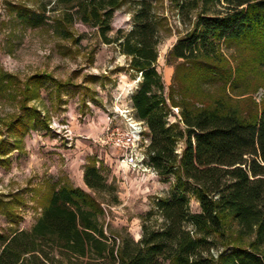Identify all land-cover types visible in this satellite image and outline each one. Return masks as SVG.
<instances>
[{"label":"trees","instance_id":"1","mask_svg":"<svg viewBox=\"0 0 264 264\" xmlns=\"http://www.w3.org/2000/svg\"><path fill=\"white\" fill-rule=\"evenodd\" d=\"M172 1L180 18L191 16L194 21L170 55L186 63L181 67L199 86L211 80L239 82V69L232 74L229 67H219L220 43L252 47L264 63V0ZM155 2L138 0L132 28L110 39L111 20L124 0H56L74 10L82 24L97 29L104 44H116L129 58V70L141 79L131 106L147 128V164L159 176H173V189L143 216L141 238H122L115 247L104 234L101 205L92 195L77 187L53 186L29 232L0 233V264H264V101L258 112L244 117L220 99L209 109L184 105L183 129L169 124L155 69L165 19L155 12ZM8 11L26 27H39L46 20L43 12L23 5L8 4ZM39 81L34 76L20 87L14 76L0 74V90L20 98L19 113L5 126L15 140L40 125L39 111L28 106L37 94L31 84ZM178 141L183 142L179 156ZM14 146L0 140V167L7 165ZM83 183L92 192L114 191L94 164L84 168ZM188 196L198 202V213L190 212ZM8 205L0 200V208ZM156 215L161 222L153 225ZM231 226L233 235H227Z\"/></svg>","mask_w":264,"mask_h":264},{"label":"rangeland","instance_id":"2","mask_svg":"<svg viewBox=\"0 0 264 264\" xmlns=\"http://www.w3.org/2000/svg\"><path fill=\"white\" fill-rule=\"evenodd\" d=\"M137 1L124 0L114 12L107 34L110 39L117 37L118 31L123 35L132 28ZM8 4L41 11L46 20L39 27H26L9 13ZM154 7L165 19L155 69L167 99L169 124L182 130L180 106L209 109L219 99L241 117L261 109L264 63L252 47L220 43L219 67H229L232 74L239 69V82L233 83V78L228 84L211 80L199 86L200 81L181 67L186 63L170 55L177 41L192 30L193 17L180 18L172 0H156ZM128 64L129 58L116 44H104L97 29L82 24L74 10L57 5L56 0H0V74L14 76L20 87L31 77L40 78L31 84L37 94L28 104L39 111L40 125L20 141L5 128L19 113L20 98L0 90V140L15 143L17 148L6 156L7 165L0 167V200L9 204L0 208L1 234L29 232L44 207L45 194L53 186L65 185L82 189L101 205L100 224L109 244L114 241L117 247L122 238L135 242L141 238L143 216L156 200L170 194L175 180L156 171L153 176L133 173L121 163L122 152L113 147L112 129L118 127L124 133L122 117L136 119L131 96L141 79ZM145 137L149 139L147 134ZM175 149L179 156L183 142L178 141ZM91 164L113 192H92L84 185L83 170ZM188 197L190 212L198 213V202ZM160 222L157 215L153 217V225ZM186 228L192 230L190 225ZM230 229L227 235H233L234 226ZM211 253L217 254L215 250Z\"/></svg>","mask_w":264,"mask_h":264},{"label":"built area","instance_id":"3","mask_svg":"<svg viewBox=\"0 0 264 264\" xmlns=\"http://www.w3.org/2000/svg\"><path fill=\"white\" fill-rule=\"evenodd\" d=\"M124 133L118 127L112 129L113 147L122 152L121 163L135 174L155 175V170L147 164L149 139L145 137L147 128L142 121L131 116H123Z\"/></svg>","mask_w":264,"mask_h":264}]
</instances>
